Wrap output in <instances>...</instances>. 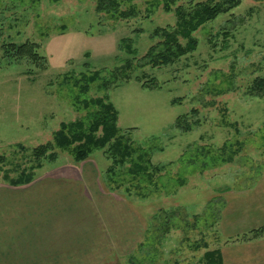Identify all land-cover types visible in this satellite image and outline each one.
Segmentation results:
<instances>
[{
	"label": "rangeland",
	"instance_id": "obj_1",
	"mask_svg": "<svg viewBox=\"0 0 264 264\" xmlns=\"http://www.w3.org/2000/svg\"><path fill=\"white\" fill-rule=\"evenodd\" d=\"M120 1L122 9L136 6L139 15L100 14L97 0H0V155L5 158L0 182L31 166L39 179L81 170L88 161L99 168L103 189L114 191L105 183L112 161L103 150L82 163L66 152L53 161L36 159L33 150L51 141L63 122L86 115L74 104L78 88L62 82L66 75L100 70L107 76L127 56L119 47L122 38H133L142 57L158 41L151 38L154 30L176 23L165 0ZM193 1L206 0L176 5ZM195 35L199 45L192 54L137 71L158 78L161 88H144L132 79L102 89L98 80L85 95L107 94L119 111L121 132L145 147L153 164L182 158L160 174L158 188L129 193L126 182L118 190L138 219L130 238L140 240L132 253L117 260L108 256L102 264H206L208 250H221L224 264H264V232L255 235L264 229V90L262 85L254 90L256 79L264 80V0H241ZM27 41L38 43L44 58L16 61L7 55L9 42ZM193 108L198 113L190 120L199 123L187 132L176 127L177 118ZM226 144L224 162L211 160L207 167L183 162L196 148L213 157Z\"/></svg>",
	"mask_w": 264,
	"mask_h": 264
},
{
	"label": "trees",
	"instance_id": "obj_2",
	"mask_svg": "<svg viewBox=\"0 0 264 264\" xmlns=\"http://www.w3.org/2000/svg\"><path fill=\"white\" fill-rule=\"evenodd\" d=\"M179 0H165L164 8L166 11L175 10L176 23L174 26L158 27L151 35L152 39L157 38L158 41L153 44L147 53L139 57L138 49L134 46V40L131 37L122 38L120 42V50L127 54L121 58V63L109 70L107 76H102L100 70L93 73H82L80 76L73 78L72 75H66L62 82L65 84L73 83L77 87L79 94L74 102L78 108L84 109L86 115L74 121L63 122L60 128L54 133L51 141L41 144L34 148L33 155L36 159L50 157L57 160L59 152L69 153L76 163L85 162L96 152L103 150L112 163L108 167L109 179L105 182L114 192H118L124 188L125 183L129 182L130 186H126V190L130 193L132 189L147 190L148 187L158 188V177L166 169L177 166L182 162V158L178 161H172L167 165L153 164L150 152L141 145H136L127 133H122L118 126L119 111L113 102L108 100V96L89 98L85 97L90 91L92 85L98 80L101 81L99 86L102 89L109 87H117L124 82L132 79L142 83L144 88L158 89L161 84L156 77H148L146 73L141 75L137 71L141 68L151 66L152 68H160L171 65L182 57L195 52L199 45V39L195 33L207 22L215 20L220 14L228 13L236 6L240 5L241 0H206L200 2H191L187 4H178ZM261 1V0H258ZM174 5H176L174 7ZM97 12L100 14H110L112 17L121 19L135 18L139 15L136 6L131 5L128 9H122L120 0H97ZM142 32V30H137ZM8 56L16 61L24 58L40 61L44 58L39 51V44L29 41L16 44L9 42L6 46ZM89 55V54H87ZM90 67V62L85 64ZM262 85V86H261ZM264 90V80L256 79L254 90ZM181 98L174 99L173 104L180 101ZM198 109L193 108L190 112L180 115L176 121V127L191 131L195 125L199 123L190 120L191 115H197ZM131 129H129V132ZM164 148H162L163 150ZM202 150L194 149L191 158L184 160L188 165L201 162V167H207L209 161L220 159L226 161L229 159L226 155L228 145H224L217 154L210 157L211 151L203 148ZM201 153H200V152ZM234 152V151H233ZM236 152V151H235ZM200 153L201 157H194ZM5 158L0 155V164ZM35 167L24 168L18 178L10 179L9 183L13 185H24L34 181ZM126 173V178L123 174ZM183 178L180 177L178 182L182 183ZM264 229L260 228L255 231L258 236ZM206 264H224V258L221 250H208L204 254Z\"/></svg>",
	"mask_w": 264,
	"mask_h": 264
},
{
	"label": "crops",
	"instance_id": "obj_3",
	"mask_svg": "<svg viewBox=\"0 0 264 264\" xmlns=\"http://www.w3.org/2000/svg\"><path fill=\"white\" fill-rule=\"evenodd\" d=\"M88 163L24 185L0 182V264H102L134 251V209Z\"/></svg>",
	"mask_w": 264,
	"mask_h": 264
}]
</instances>
